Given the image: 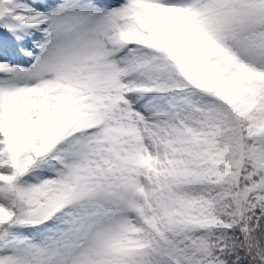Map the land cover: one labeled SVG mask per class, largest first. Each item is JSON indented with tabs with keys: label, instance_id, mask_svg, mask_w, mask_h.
<instances>
[{
	"label": "snow or ice",
	"instance_id": "snow-or-ice-1",
	"mask_svg": "<svg viewBox=\"0 0 264 264\" xmlns=\"http://www.w3.org/2000/svg\"><path fill=\"white\" fill-rule=\"evenodd\" d=\"M0 264H264V0H0Z\"/></svg>",
	"mask_w": 264,
	"mask_h": 264
}]
</instances>
